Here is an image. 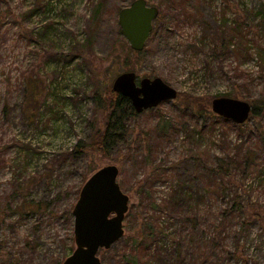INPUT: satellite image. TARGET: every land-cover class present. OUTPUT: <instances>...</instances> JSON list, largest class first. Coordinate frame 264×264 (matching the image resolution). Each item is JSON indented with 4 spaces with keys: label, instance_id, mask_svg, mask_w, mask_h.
I'll return each instance as SVG.
<instances>
[{
    "label": "rangeland",
    "instance_id": "374dc122",
    "mask_svg": "<svg viewBox=\"0 0 264 264\" xmlns=\"http://www.w3.org/2000/svg\"><path fill=\"white\" fill-rule=\"evenodd\" d=\"M131 1L94 0L103 3L98 8L91 0H0L1 264H10L8 261L62 264L76 247L72 209L81 187L104 166H118V181L129 195L131 209L141 201L137 182L147 175H159L172 162H178L176 166L170 165V173L185 181L193 177L196 165L193 161L208 164L224 156L227 149L220 142L211 145L208 135L195 149L197 158H192L187 131H178L163 140L162 135L156 137L160 133L147 130L174 116L178 120L184 118L186 96L210 106L217 96L243 99L251 105L253 98L264 95V83L258 76L262 66L258 55L264 52V30L257 28L260 19L254 12L264 0H173L177 7L166 0H147L162 16L154 20L145 50H132L123 35L115 36L118 41L111 49V40L101 33H106L109 24L115 25L119 8ZM96 10H99L96 16L100 15L99 21L93 17ZM181 11L198 18H185ZM233 18L238 21L228 25ZM203 22L208 25L204 27ZM242 26L246 33L242 30L245 36L239 39L237 31ZM213 30H223L227 37L232 35L226 57L208 56L206 42ZM215 44L221 47V42ZM78 50L81 52L74 53ZM69 52L75 55L71 64L57 61ZM125 71L136 72L139 79L160 77L176 89V98L163 101L156 106L158 110L155 107L130 120L127 118L126 142L132 150L128 151L123 142L117 144L110 156L80 151L71 155L77 143L91 134L93 124L103 127L104 114L96 110L92 90L112 86L114 79ZM242 84L249 92L246 98L240 95L244 91ZM73 90L81 91L80 97ZM255 125H260L263 132L264 116L247 120L243 133L228 131L225 142L230 141V155L245 145L244 140L250 147V155H257L252 138L255 134L250 135ZM147 138L161 141L152 156L146 150ZM143 156L147 158L146 169L133 162L135 157L141 160ZM262 157L259 153L256 159L260 161ZM238 170L230 174L231 190H240L242 197L250 194V202L264 208V174H248L240 183L242 174ZM153 186L159 197L164 190L163 183L156 182ZM200 194L206 197L203 189ZM127 214L123 237L99 252L103 264L126 263L122 257L126 251L124 242L137 231ZM144 215L151 216V213ZM204 215L199 217L201 221ZM203 230H198V236ZM260 234L258 222L252 220L246 232L225 242L238 240L248 262L264 264ZM225 264L240 263L230 259Z\"/></svg>",
    "mask_w": 264,
    "mask_h": 264
},
{
    "label": "trees",
    "instance_id": "16d2710c",
    "mask_svg": "<svg viewBox=\"0 0 264 264\" xmlns=\"http://www.w3.org/2000/svg\"><path fill=\"white\" fill-rule=\"evenodd\" d=\"M166 1H168L169 5L172 4L173 7H177L173 5L175 3L173 0ZM91 4L94 6L98 5V8L103 5L102 2L95 3L94 0H91ZM95 12L96 15L93 17L99 21L100 15L96 18L99 10ZM175 12H177L176 9ZM254 12L258 16V19H260V22L256 24L257 28L264 30V2L259 4ZM160 13H158L156 19L162 16ZM181 13H183L185 18H192L193 20L198 18V16L184 11H181ZM232 20L228 25L238 21L236 18ZM114 23L115 25H108L106 33H101V36L102 34H106L109 40H111L109 41L111 49L118 41L115 36H122L118 23V14ZM201 24H204V27L208 25L204 22ZM243 27L237 31V33L239 32V39L245 36L242 35V30L244 31ZM244 28L247 29L248 26L246 25ZM244 32L246 33V31ZM231 36L229 34L227 37L223 30H213L210 39L206 42V47L209 49L208 56L216 59L221 56L226 57ZM214 37L219 38L215 40ZM217 42H221L220 48L216 47L215 43ZM78 52L81 51L78 50L74 53ZM263 53L261 51L258 55L259 60L262 62L258 76L264 83ZM74 56L73 52H69L67 55H63V57H58L57 61L63 62L64 65H69L73 62ZM234 74H237L236 70H234ZM238 74L242 76L243 72L238 71ZM247 80H250V78ZM235 84L233 82V85ZM242 85L244 91L240 95L246 98L249 92L246 85ZM80 92L75 90V96L80 97ZM91 94L96 110L104 114L103 127L98 128L93 124L91 134L86 140L77 143L75 151L71 155L79 154L77 151H80L81 153L94 152L110 156V153L118 147L117 144H122L123 142L128 151L132 150L130 144L126 142V137L129 134L128 125L125 124L127 118L130 120L155 107L139 113L134 109L129 98L115 92L112 86L105 89L95 87ZM186 97L188 104L186 105V109L183 110L184 118L178 120L174 116L170 120L165 119V122L160 121L154 128H148L147 130L152 134L154 132L160 133L156 137L160 136L161 138L162 135L161 139L163 140L175 136L178 131H187L186 141L191 145L192 158H197L194 155L195 149L198 148L200 141L206 140L207 137L205 136L207 135L209 136L208 141H210L211 145L220 142V145L227 149V151L224 156L217 159L214 158V161H210L208 164L204 161H202L203 163L201 161H193L196 163L192 173L193 177L188 180H181L179 175H172L170 173L172 171L169 168L171 167L170 165L176 166L178 164V162H172L165 169L166 171H162L159 175H147L146 178L140 179L137 182V184H140L141 201L138 205L133 204L127 214L129 216L128 220L137 226V231L124 242V249L126 250L122 255L123 259L126 260L124 264H225L230 259H234L240 264H251L244 256L243 251L239 249L238 240L234 242L229 241V243L228 241L225 242V240H232L237 235H240L241 232H246L249 229L250 221L256 220L261 230L259 237L264 249V208L250 202V194L242 197L239 193L240 190H231L232 181L230 174L234 170H241L240 183L244 181L245 176L248 174H264V135L261 134L264 131L262 132L260 125H255L250 134H255L252 138L254 140L253 148L255 152H258L257 155H250L252 152L248 150L250 147L246 144L247 140H244L245 145L240 146L236 152L230 155L229 152L232 150L228 146L230 145V141L225 142L228 137L227 133L229 130L237 131L239 134L243 133L245 131L243 127L245 122L235 124L213 113L208 103L204 105L201 102L197 103V99H194V97ZM155 109L158 110L159 107ZM262 116H264V95L253 98L248 120ZM161 118L163 119V115H160ZM186 119L187 122L185 121ZM184 121L185 123L182 124ZM218 130L219 133L217 134ZM160 143L161 141L158 138L155 140L147 138L146 150L151 156ZM193 148L194 151L192 150ZM196 152L198 156L201 154L199 149ZM259 153L263 154L260 161L256 159ZM146 159L144 156L141 160L139 157H135L136 161L133 162L137 163L142 169H146ZM151 162L154 161H149V163ZM0 164H3L2 161H0ZM159 164H157V168H159ZM262 178H264V175ZM156 182H162L164 185V190L159 197L155 195L156 190L153 186ZM201 189L204 190L206 197L201 194L198 195ZM25 206V203H23L22 207ZM148 212L151 213V216L144 215V213ZM203 214H205L204 219L201 221L199 217ZM201 228L204 230L202 231V235L198 236V230ZM203 233L205 236H203ZM160 240L163 242L160 243ZM1 249L2 246H0V255ZM129 252L133 255H126ZM8 262L10 264L16 263V261Z\"/></svg>",
    "mask_w": 264,
    "mask_h": 264
},
{
    "label": "water",
    "instance_id": "95a60500",
    "mask_svg": "<svg viewBox=\"0 0 264 264\" xmlns=\"http://www.w3.org/2000/svg\"><path fill=\"white\" fill-rule=\"evenodd\" d=\"M158 13V8L147 0H133L119 10L121 34L133 50L145 48ZM112 89L128 97L139 113L177 96L176 89L160 77L139 79L134 71L119 74ZM210 109L235 124H242L249 118L251 105L243 99L217 96L211 100ZM119 172L117 165L104 166L82 186L72 211L76 247L62 264H103L100 250L109 249L123 237L130 198L118 181Z\"/></svg>",
    "mask_w": 264,
    "mask_h": 264
},
{
    "label": "flooded vegetation",
    "instance_id": "af4514ba",
    "mask_svg": "<svg viewBox=\"0 0 264 264\" xmlns=\"http://www.w3.org/2000/svg\"><path fill=\"white\" fill-rule=\"evenodd\" d=\"M87 181V180H86ZM84 185V184H83ZM82 188V187H81ZM74 251V250H73Z\"/></svg>",
    "mask_w": 264,
    "mask_h": 264
}]
</instances>
